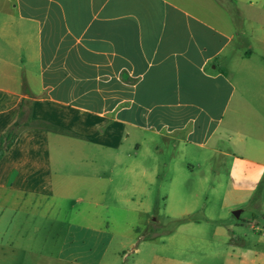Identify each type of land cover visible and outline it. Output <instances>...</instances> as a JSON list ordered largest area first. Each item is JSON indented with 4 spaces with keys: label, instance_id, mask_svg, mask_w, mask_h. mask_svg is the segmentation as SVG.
Returning <instances> with one entry per match:
<instances>
[{
    "label": "crops",
    "instance_id": "0c3cea01",
    "mask_svg": "<svg viewBox=\"0 0 264 264\" xmlns=\"http://www.w3.org/2000/svg\"><path fill=\"white\" fill-rule=\"evenodd\" d=\"M237 68L259 78L256 95L233 80ZM29 118L69 134L23 126L0 160V224L10 213L6 232L14 222L22 240L105 234L88 207L59 215L42 203L62 212L75 198L106 209L112 200L128 214L151 212L148 200L199 198L203 154L233 160L223 194L221 181L198 182L224 208L264 209V191L253 201L264 178V0H0V139ZM220 218L205 215L227 247L212 257L264 264V233L238 236ZM183 220L180 247L210 243Z\"/></svg>",
    "mask_w": 264,
    "mask_h": 264
},
{
    "label": "rangeland",
    "instance_id": "374dc122",
    "mask_svg": "<svg viewBox=\"0 0 264 264\" xmlns=\"http://www.w3.org/2000/svg\"><path fill=\"white\" fill-rule=\"evenodd\" d=\"M256 50L258 49L255 47L254 51ZM250 63L259 65L260 61L254 57ZM236 71L237 77H233V80L240 82L241 87L239 88L246 91L249 96L256 95L258 89L256 81L259 78L252 75L251 71L248 72V69L243 72L242 68L239 73L237 68ZM228 119L230 120V114ZM234 138L236 140L237 137ZM222 148L228 150V144L226 143ZM192 154L201 155L199 151ZM202 157L208 158L210 166L195 168L193 178L197 183L194 187L202 193L199 198L189 197L181 203L177 200L166 201L162 198L148 200L144 202L151 205V212L138 211L128 214L115 209L112 206V200L105 201L110 206L109 209L95 208L94 205L85 206L80 204L77 198L65 201V204L61 206L62 212H59L58 207H54L53 204L42 203L40 205L41 209L46 208L53 213L55 210L59 215L63 214V210L88 207L92 211L91 214H97V228L105 232L101 240L98 238L97 242L95 239L84 241L77 235L74 228L67 232L55 233L56 238L54 239L60 236L59 244L53 240L46 242L47 239L36 235L29 241L22 240L16 232H12L14 222L10 231L6 232L13 218L10 213H7L8 215L0 224V264H157L160 257L170 259L171 261L167 264H228L222 254L214 257L211 255L215 252L223 253L227 247L223 245L222 237L215 236L217 229L214 224H219V221L209 223L205 221V215L214 214L221 217V224L236 225L237 230L235 231L238 236L239 232L243 231L248 236L256 237L259 231L264 233V209L261 205L252 207L250 204L236 208H224L222 197L212 196L209 186L214 181L218 184L221 181L224 187L219 189V193H224L226 182L230 179L233 169L231 165L233 160L222 155L211 157L203 154ZM182 168L186 170L187 167ZM213 170H218L219 173L215 174ZM171 174L175 175L174 171L171 170ZM171 174L169 175L172 176ZM204 177H208L210 183L204 185L198 183ZM157 180H160L158 186L160 188L163 185L162 178L157 177ZM262 189L264 191V178ZM253 201L257 203L259 200ZM240 210L241 215L237 218L234 212ZM184 212L190 215L183 217ZM67 216L64 215L60 221L65 222ZM53 218L58 219L60 216L57 214L56 217H51ZM70 218L75 225L83 224L77 220L76 216ZM184 218L197 222L195 226H192L196 227L197 231H187V234L197 241L208 240L210 243L180 247L176 241L180 239L178 238L180 233L177 231L184 222ZM40 226L46 229L47 223L43 222ZM252 227L258 228L257 233ZM46 234L43 233V235Z\"/></svg>",
    "mask_w": 264,
    "mask_h": 264
},
{
    "label": "trees",
    "instance_id": "16d2710c",
    "mask_svg": "<svg viewBox=\"0 0 264 264\" xmlns=\"http://www.w3.org/2000/svg\"><path fill=\"white\" fill-rule=\"evenodd\" d=\"M31 125L44 128L46 130L54 131L57 133H61V134H69L67 131L57 126L51 125L47 122H44V121H34L31 118H29V120L26 123L18 122L7 132V134H5L0 139V160L3 158L5 153L10 149V147L14 143L17 137V134H18V130L22 128L23 126H31ZM262 190L263 189H262V182H261L255 194V200H257L256 195L260 194Z\"/></svg>",
    "mask_w": 264,
    "mask_h": 264
},
{
    "label": "water",
    "instance_id": "95a60500",
    "mask_svg": "<svg viewBox=\"0 0 264 264\" xmlns=\"http://www.w3.org/2000/svg\"><path fill=\"white\" fill-rule=\"evenodd\" d=\"M234 215H235L237 218H239L240 215H241V210H240V211H235V212H234Z\"/></svg>",
    "mask_w": 264,
    "mask_h": 264
}]
</instances>
